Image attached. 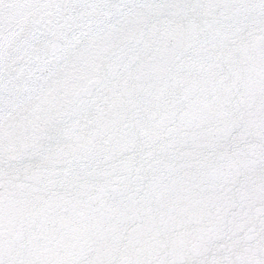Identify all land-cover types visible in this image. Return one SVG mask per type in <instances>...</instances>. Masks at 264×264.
I'll return each mask as SVG.
<instances>
[{
  "label": "snow or ice",
  "instance_id": "snow-or-ice-1",
  "mask_svg": "<svg viewBox=\"0 0 264 264\" xmlns=\"http://www.w3.org/2000/svg\"><path fill=\"white\" fill-rule=\"evenodd\" d=\"M0 264H264V0H0Z\"/></svg>",
  "mask_w": 264,
  "mask_h": 264
}]
</instances>
